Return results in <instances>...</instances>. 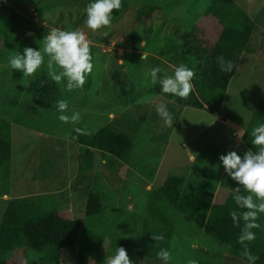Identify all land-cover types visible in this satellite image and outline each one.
<instances>
[{
	"label": "rangeland",
	"instance_id": "1",
	"mask_svg": "<svg viewBox=\"0 0 264 264\" xmlns=\"http://www.w3.org/2000/svg\"><path fill=\"white\" fill-rule=\"evenodd\" d=\"M125 1L128 7L118 17L112 16L109 26L93 31L84 24V0H0V5L5 3L16 13L14 22L0 20V118L12 122V183L9 194L4 195L0 182V224L10 201L47 193L39 184L44 177L56 175L55 187L64 183L63 189L59 186L51 194L61 214L76 220H83L88 196L97 187L105 197L104 226L109 225L106 229L110 232L100 264H106L115 253L110 246L115 234L138 237L146 232L142 223L134 227L130 216L148 217L151 193L161 188L169 176L182 175L188 186H199L209 181L218 183L220 173L227 175L219 156L231 150L243 154L242 137L237 139L235 132L239 128L245 132L264 94V0H233L255 23L249 42L253 52L241 57L219 117L203 107L182 104L146 89L153 85L149 75L153 67L171 74L174 66L182 63L176 57L177 50L185 44L187 31L200 21L211 0ZM149 6L158 10L140 22L138 11ZM203 22L209 26L207 35L216 37V21ZM53 28L82 29L93 54L94 69L84 86L66 90L71 95L67 114L80 113L75 124L60 121L59 113L49 110L26 115L21 105L29 101L35 105V80L37 74L47 72L46 66L23 77L7 62L11 52L22 53L25 47L43 50L42 39ZM192 83V90L201 93V86ZM19 89L23 91L19 104L11 106L7 96ZM159 103L167 104L172 112V127L157 114ZM108 123L134 135L130 164L70 140L77 127L97 132ZM172 217L170 264H187L189 259L199 264L232 263L228 246L188 222L182 213L172 212ZM152 241V255L166 247L163 241ZM10 260L11 264L42 263L44 256L19 249Z\"/></svg>",
	"mask_w": 264,
	"mask_h": 264
},
{
	"label": "trees",
	"instance_id": "2",
	"mask_svg": "<svg viewBox=\"0 0 264 264\" xmlns=\"http://www.w3.org/2000/svg\"><path fill=\"white\" fill-rule=\"evenodd\" d=\"M84 1L86 5L89 2ZM127 7V2L121 0V8L114 10L112 16L118 17ZM157 10L154 6L140 9L138 20L145 22L144 20H148ZM15 14L5 3L0 5V20L14 22ZM204 19L216 21L219 27L216 37L207 35L209 26L203 22ZM254 28L255 23L251 17L235 1L211 0L200 21L195 22L188 31H184H187L185 44L181 45L176 53L179 62L182 61V64L194 71L192 82L201 86V93L192 90L186 98L174 97L172 94L161 92L158 83H152L153 85L147 86L146 89L182 104L203 107L213 116L219 117L241 57L244 53L253 52L249 42ZM221 55L225 60L236 64L232 72L220 69L217 57ZM22 94V90H16L15 93L8 94L6 102L16 107ZM70 96L62 85L53 82L47 72L43 71L37 74L35 80L32 97L35 105L29 101L21 106L26 115H32L31 112L36 110L57 113L56 102L66 100L69 104ZM260 123H264V94L242 137L244 151L250 148L256 150L257 146L251 144V131ZM77 128L83 129L84 132L78 133L74 130L70 136L72 143L88 150H99L103 155L125 165L132 162L135 149L133 134L120 130L111 123L97 132ZM218 178V183L209 181L199 186H188L185 176H169L161 188L151 193L148 217L136 214L130 216L129 221L134 222V227L142 223L146 232L139 233L138 237L115 234L110 242L111 249L115 251L116 247H124L134 264H162L157 258V253L151 254L154 250L152 236L154 233L163 234L162 241L169 250L170 239L174 235L172 212L177 211L182 213L188 222L203 228L218 243L228 246L232 255L231 264H247L246 258L241 254L242 245L238 242L242 222L240 226H234L229 216L230 210L236 207L232 192L236 182L222 173ZM0 182L4 195H8L12 183V122L1 118ZM104 198L97 187L91 189L83 220L64 217L51 193L10 201L0 224V249L3 253L0 264H11L10 257L19 249L34 250L44 256L42 263L31 264H92V261L93 264H100L105 238L110 235L109 225L104 226ZM65 208L68 210L69 204H66ZM258 223L261 227L253 229L256 233L255 239L248 243L250 250L259 257L256 264H264V214L260 216ZM72 251L76 252V255H73Z\"/></svg>",
	"mask_w": 264,
	"mask_h": 264
},
{
	"label": "clouds",
	"instance_id": "3",
	"mask_svg": "<svg viewBox=\"0 0 264 264\" xmlns=\"http://www.w3.org/2000/svg\"><path fill=\"white\" fill-rule=\"evenodd\" d=\"M121 8V0H89L84 13V24L90 30L96 31L109 26L112 22L114 10ZM43 50L25 47L23 52H11L8 56V65L11 69L19 70L23 77L37 73L42 66H46L48 77L57 84H62L66 90L82 88L88 75L93 72V54L86 33L80 28L63 30L51 29L42 39ZM47 56V60H45ZM217 62L220 69L232 72L236 64L231 60H225L224 56H218ZM150 78L153 84H159L161 92L172 94L174 97L186 98L193 89L192 79L194 71L185 64L174 66L171 74L160 67L150 70ZM69 105L66 100L56 102L58 119L62 122L76 123L80 120L79 112L67 114ZM155 110L166 126L173 125L174 116L168 105L159 103ZM78 133L84 130L75 128ZM244 135V130L239 128L235 132L237 139ZM251 144L256 147L238 154L236 150L228 151L219 156L220 166L230 177L236 186L232 188L233 200L236 207L229 212L234 226H240L238 242L242 245V256L247 264H256L259 257L254 254L249 243L255 239L253 229H259L258 220L264 214V123H260L251 131ZM154 241H162L163 234L154 233ZM157 258L162 264H170L171 252L161 248L157 252ZM94 261H92L93 264ZM106 264H134L124 247H116L115 253L107 258ZM187 264H199L196 259H189Z\"/></svg>",
	"mask_w": 264,
	"mask_h": 264
},
{
	"label": "crops",
	"instance_id": "4",
	"mask_svg": "<svg viewBox=\"0 0 264 264\" xmlns=\"http://www.w3.org/2000/svg\"><path fill=\"white\" fill-rule=\"evenodd\" d=\"M225 100V99H224ZM224 103V102H223ZM78 145V144H77ZM72 167V165H71ZM55 181V177H44L43 180L39 181V184H42V187L45 188V190H47V193H53L55 192L56 189H59V186H62L61 189H63V185L64 183H61V185L58 186H54L53 182ZM63 184V185H62ZM49 190H51V192H49Z\"/></svg>",
	"mask_w": 264,
	"mask_h": 264
}]
</instances>
